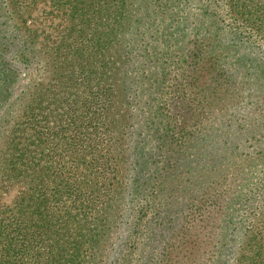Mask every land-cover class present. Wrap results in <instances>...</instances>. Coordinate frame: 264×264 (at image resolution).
Returning a JSON list of instances; mask_svg holds the SVG:
<instances>
[{"label": "trees", "instance_id": "trees-1", "mask_svg": "<svg viewBox=\"0 0 264 264\" xmlns=\"http://www.w3.org/2000/svg\"><path fill=\"white\" fill-rule=\"evenodd\" d=\"M0 264H264V0H0Z\"/></svg>", "mask_w": 264, "mask_h": 264}]
</instances>
